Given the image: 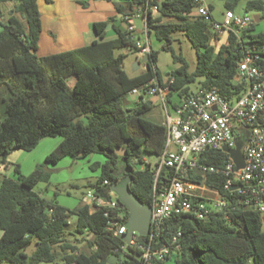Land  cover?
Returning a JSON list of instances; mask_svg holds the SVG:
<instances>
[{
	"label": "trees",
	"instance_id": "1",
	"mask_svg": "<svg viewBox=\"0 0 264 264\" xmlns=\"http://www.w3.org/2000/svg\"><path fill=\"white\" fill-rule=\"evenodd\" d=\"M4 2H12L13 7L6 18L0 19V163L13 151H32L45 137L60 136L62 140L29 174H23L16 165L13 176L0 180V263L42 264L61 259L66 264H109L113 255L120 259L121 253L114 249L123 240L108 228L106 208L91 212L81 200L77 208L68 209L55 198H44L35 186L48 182V165L57 164L66 155L83 158L98 153L106 161L91 166L100 170L96 181L90 183L95 193L101 194L104 180L121 181L126 169L131 191L151 206L158 162L153 167L144 161V154L159 157L164 153L167 126L143 116L151 108L143 94L134 108L126 107V97L156 78L170 94L178 93L180 97L187 96L190 85L201 79V86L230 98L241 91L234 82L239 48L231 35L223 43L217 37L211 39L207 23L195 13L194 0H152V4H158L159 14L148 12V35L163 42L162 49L172 54L178 66L163 79L157 66L159 50L151 47L148 68L129 75L123 67L126 54H117L116 49L130 46L137 52V46L121 16L123 28L112 20L93 24L99 34L112 22L117 32L114 39H104V32L86 46L40 57L43 27L38 0H0ZM144 3L124 0L117 5V13L126 14ZM226 5L235 8V3ZM245 10L257 11L264 18V0H245ZM255 29L252 26L248 36L252 42L264 45V31ZM176 32H182L196 50L197 65L192 71L182 52L177 53L173 47ZM71 77L76 78L74 86L69 83ZM117 148L126 149L127 154L118 155ZM225 156L221 151L208 152L202 160L221 166ZM164 169L159 189L172 174L171 169L166 168L167 173ZM190 179L200 180V176ZM206 182L222 189L225 177L209 174ZM120 205L127 223L128 208ZM73 216L75 222L71 221ZM229 219L218 214L206 220L174 215L159 243L168 242L178 230L182 232L181 257L175 264H264L262 215L237 206ZM78 235L91 236L87 250H78ZM33 241L36 249L28 254L26 250ZM135 255L128 254L125 262L138 263Z\"/></svg>",
	"mask_w": 264,
	"mask_h": 264
},
{
	"label": "built area",
	"instance_id": "2",
	"mask_svg": "<svg viewBox=\"0 0 264 264\" xmlns=\"http://www.w3.org/2000/svg\"><path fill=\"white\" fill-rule=\"evenodd\" d=\"M151 2L145 0L138 9L121 14L136 43L140 60L151 53L147 17L149 11L159 10L158 4ZM194 3L195 13L207 23L212 40L219 39L222 32L234 38L241 53L234 82L241 91L227 98L213 88L200 85L170 108L164 95V92L169 95V89L156 78L130 93L136 98L143 94L144 101L149 100L151 94L161 95L166 111L167 139L165 151L157 161L150 233L144 236L146 240H140L137 236L141 235L134 232L130 243L123 241L114 249L115 253L126 256L136 254L139 262L126 263L118 257L115 264H175L181 257L182 232L178 230L168 242L159 243L168 220L174 215L206 220L218 214L230 220V213L242 206L259 212L264 221V45L252 42L248 36L249 29L256 24L251 11L244 9L238 13L227 9L224 18L218 20L207 0H194ZM136 19L144 20L143 39L136 33ZM244 137H247L245 165L237 169L226 149H235ZM220 151L226 155L221 166L202 160L204 154ZM163 168L171 169L172 174L164 188L159 189ZM209 174L225 177L222 189L207 184ZM190 176H200V180L190 179ZM103 184L105 188L112 183L104 180ZM234 186L238 188L234 189ZM108 195L106 198L94 190L89 191L82 202L90 206L91 212L98 207L106 208L107 226L114 236L120 237L128 232L125 212L121 210L115 192L110 191Z\"/></svg>",
	"mask_w": 264,
	"mask_h": 264
},
{
	"label": "rangeland",
	"instance_id": "3",
	"mask_svg": "<svg viewBox=\"0 0 264 264\" xmlns=\"http://www.w3.org/2000/svg\"><path fill=\"white\" fill-rule=\"evenodd\" d=\"M40 1V12L42 17L44 18L45 25L50 23V21H59L60 25V33H57L58 40L62 43V34L64 38H67L70 40V35L73 32L76 34L78 31L81 32V30L84 28L85 24L88 21H95L97 20H104V21H110L112 20L114 24L117 27L123 28L124 25H122L119 15L117 13V5L121 2H124V0H80L82 3L79 2V0H75L74 6H76V10H78L79 13H76L74 10L66 9L64 6V2L62 0H56L55 7H49L50 5H45L46 0H39ZM209 4L213 7V14L215 18L218 20H222L224 18V12L228 9L226 2L221 0H207ZM245 9V0H238L235 3L234 10L238 13L243 12ZM6 11V14H9V9H4ZM56 13L59 16V19L56 16ZM252 15L254 16V19L256 21V32H262L264 31V18L261 17L260 13L257 11H251ZM158 11L155 12V15H158ZM24 21V20H23ZM93 22H91L92 24ZM110 23L107 24V33L104 36V39H110L112 36H117V32L114 28H110ZM135 24L137 27V35L144 38V20L143 19H136ZM68 26L70 27L69 31H67ZM79 28V29H78ZM92 28V26L90 27ZM47 36L48 38H52L53 40H56L57 36H53L50 32H48ZM98 35V34H97ZM175 41L173 42V47L176 50L177 53L182 52L184 57L187 59V61L190 64V70H194L197 65V53L195 48L192 46L191 42L188 40V38L182 33V32H176L174 34ZM225 34H221V42L224 41ZM49 40V39H48ZM76 40V39H75ZM74 40V41H75ZM214 41V40H213ZM46 43V42H45ZM214 43V42H213ZM150 44L153 49L159 50V57L157 61V66L160 71V74L163 79H166L168 74L173 71L178 64H176L173 61L172 54L168 51H165L162 49L163 42L159 41L155 38L154 35L150 37ZM64 47V46H63ZM116 53H125L124 63L123 67L128 72L129 75H133L134 73H140L145 69V64L141 65V68L134 71L133 66L134 63L139 59L136 52L130 47V46H124L121 48L116 49ZM40 57H43L41 53L38 54ZM200 80L198 79L196 82L192 83L190 85L191 89H197L200 86ZM74 82H76L75 77H71L69 79V83L71 86H74ZM165 97L167 98V103L169 105V108L171 107L170 101L178 100L179 94L178 93H171L169 96H167V92H164ZM149 100L153 103L151 108L145 112L143 115L144 117L151 119L156 122H161L163 120L166 121V111L165 107L162 101V97L160 94H151L148 96ZM136 98V97H134ZM137 102L136 100H133V96L129 94L126 97L125 105L129 108H134L136 106ZM171 110V109H170ZM60 136L56 137H48L40 143V145L31 152H26L22 150H16L11 152L9 155V159L14 160L19 154H22L23 156H30L32 158V167L34 163L37 161L38 164L44 162L45 155L48 154L49 151H52L54 143L59 141ZM53 142V143H52ZM53 144L50 146V148H47V145ZM47 151V152H46ZM42 152V153H41ZM30 154V155H28ZM39 154L42 156L40 157ZM38 156V157H37ZM40 157V158H39ZM144 158L148 161V163H151L153 167H156V163L158 161V157L146 153L144 154ZM106 161V158L102 154L98 153H92L88 155L87 157L83 158H73L70 155L64 157L58 164H49L48 169L51 171V178L48 182H40L35 186V191L38 192L40 195H42L46 199H53L56 198L57 201L63 205L68 207L69 209H74L79 206L82 198L89 192L93 191L92 187L90 186V183L96 181V179L99 177L100 171H95L91 165L95 162H101L104 163ZM37 164V165H38ZM146 166V164L144 165ZM166 173L169 171L168 169H164ZM126 171V169H125ZM157 171V168H156ZM14 170L13 168H9L6 170V176H11L13 174ZM124 173V171H123ZM123 174V178L124 179ZM2 174H0V180L2 179ZM115 198V197H113ZM72 222L76 221V216H73L71 218ZM263 230H264V224H263ZM78 241L76 243V246L78 250H87V239L91 238V236L88 235H78ZM137 239H140L137 236ZM34 245H31L28 249V252H32ZM127 256L125 254H121L120 261L126 260ZM0 264H11L8 262H3ZM42 264H66L61 259H58L54 263H42Z\"/></svg>",
	"mask_w": 264,
	"mask_h": 264
},
{
	"label": "crops",
	"instance_id": "4",
	"mask_svg": "<svg viewBox=\"0 0 264 264\" xmlns=\"http://www.w3.org/2000/svg\"><path fill=\"white\" fill-rule=\"evenodd\" d=\"M75 0H62V2H64V6L66 7V9H71V10H74L76 13H79L78 12V10H76L77 8H76V6H74V5H76V4H74V3H76V2H74ZM40 3V1L38 0V4ZM45 5L47 6V5H50L49 7H55V5H56V0H46L45 1ZM12 7H13V3L12 2H4V3H0V15H1V17H0V19H4V18H6L8 15L6 14V11H4V9H12ZM39 7H40V4H39ZM118 15L119 16H121V14L120 13H118ZM56 16H57V18L59 19V16H58V14L56 13ZM41 18H42V27H43V29H42V32H41V35H40V40H39V49H38V54L39 53H41V55L42 56H48V55H52V54H55V53H59V52H62V51H65V50H69V49H74V48H79V47H83V46H86V45H88V44H90L92 41H94V40H96V39H100L101 37L100 36H98L97 35V33L94 31V29H93V24L95 23V22H100V21H104V20H95V21H88L86 24H85V26H84V28L81 30V32H77L76 34H74L73 32L71 33V35H70V40H68L67 38H64V36H63V34H62V43H64L63 45H61V42L58 40V35H56L57 33H60V25H59V21H57V22H55V21H50V23H48V25L46 24L45 25V23H44V18L42 17V15H41ZM91 22H93L92 24H91ZM112 23V22H111ZM113 24V23H112ZM92 26V28H90ZM255 26H256V24H255ZM1 23H0V30H1ZM113 28V27H112ZM69 29H70V27L68 26V28H67V31L66 32H68L69 31ZM79 29V28H78ZM48 32H50L53 36H57L56 37V40H53L52 38H48L49 36H47V35H49V34H47ZM106 33H107V31H105ZM106 33H105V35H106ZM221 34H225V38H224V41L223 42H225L226 40H227V37H228V35H227V33H225V32H222ZM221 34L219 35V43H223V42H221ZM116 36H112V38H110V39H114ZM49 39V40H48ZM76 39V40H75ZM75 40V41H74ZM106 40H109V39H106ZM46 42V43H45ZM64 46V47H63ZM137 54V53H136ZM138 61H140V60H138ZM136 63V62H135ZM134 63V64H135ZM142 64H144V62H142L141 63V65ZM145 68H146V65L144 66ZM167 79V78H166ZM199 88V87H198ZM197 88V89H198ZM197 89H191V92L192 91H195V90H197ZM169 95H170V93H169ZM168 95V96H169ZM133 96V95H132ZM134 97H136V96H133V100L135 101L136 100V102H138V100H139V98H134ZM180 96H179V99L178 100H173V101H170V103L174 106V105H177L178 104V102L180 101ZM150 101V100H149ZM151 102V101H150ZM150 105L152 106L153 105V103L151 102L150 103ZM161 123H164L165 124V120H163V121H161ZM46 138H48V137H45V138H43V139H41V141L39 142V145H40V143H42V141H44V139H46ZM61 138V137H60ZM61 140H62V138L61 139H59V141L57 140V142H55L54 143V146L56 145H58L60 142H61ZM53 143V142H52ZM49 144V145H47V148H50V146H52L53 144ZM39 145H37V147L39 146ZM55 146V147H56ZM37 147L35 148V149H37ZM54 147V148H55ZM53 148V149H54ZM35 149H33L32 151H34ZM53 149H51V150H53ZM31 152V151H30ZM47 152V151H46ZM51 151H49L48 152V154L50 153ZM32 153V152H31ZM42 153V152H41ZM11 154V153H10ZM9 154V155H10ZM47 154V155H48ZM8 155V157L6 158V161L5 162H3V163H0V174H2V176H6V170L7 169H9V168H13V170H14V168H15V166L16 165H19V167H20V170H21V172L23 173V174H25V175H27V174H29L30 172H32L34 169H35V167L37 166V164H38V162H40V161H37L36 163H34V165H33V167H32V158L30 157V156H23L22 154H19L14 160H11V159H9V156ZM28 155H30V154H28ZM47 155H45V157L47 156ZM39 156L41 157L42 155L41 154H39ZM66 156H68V155H66ZM65 156V157H66ZM38 157V156H37ZM39 157V158H40ZM64 158V157H63ZM62 158V159H63ZM61 159V160H62ZM60 160V161H61ZM59 161V162H60ZM144 161L145 162H148L145 158H144ZM58 162V163H59ZM57 163V164H58ZM94 164V163H93ZM92 164V165H93ZM91 165V166H92ZM95 171H100V170H95ZM14 175V172H13V174L11 175V176H13ZM56 199V198H55ZM56 201H57V199H56ZM57 203L59 204V205H61L58 201H57ZM63 206V205H62ZM64 207H66V206H64ZM66 208H68V207H66ZM77 208V207H76ZM69 209V208H68ZM75 209V208H74ZM2 234H3V230L0 228V238H1V236H2ZM71 240H73V238H71ZM31 245H34V247H33V249H32V252H28V249L30 248V246ZM28 248H27V250H26V252L28 253V254H32L33 252H34V250L36 249V244H35V241H33V243L31 244ZM12 264V263H11Z\"/></svg>",
	"mask_w": 264,
	"mask_h": 264
},
{
	"label": "water",
	"instance_id": "5",
	"mask_svg": "<svg viewBox=\"0 0 264 264\" xmlns=\"http://www.w3.org/2000/svg\"><path fill=\"white\" fill-rule=\"evenodd\" d=\"M229 3H236L238 0H221ZM110 28L113 27V24L110 23ZM107 26L103 31H101L98 36H102L103 33L107 30ZM146 63V68H148V56L144 55L142 60L136 61L133 66L134 71L141 68V63ZM151 102H149L150 104ZM247 137L242 138L238 141L237 147L235 149H226L234 159L237 169H241L245 165V157H244V148L246 145ZM116 152L120 156H125L127 154L126 149L117 148ZM142 166L138 164V169H141ZM130 181L131 177L126 176L123 180L119 182L112 183L110 186L105 187L101 191V195L109 198V192L114 191L117 195L118 200L124 204L129 211V219L127 221L128 232L121 235L120 238L130 243L133 239L134 232L138 233L141 236H147L151 230V214L152 207L150 205L144 204L138 197L133 193L130 189ZM234 189L238 188V186H234ZM117 255H113L108 259L109 264H115L117 260Z\"/></svg>",
	"mask_w": 264,
	"mask_h": 264
},
{
	"label": "flooded vegetation",
	"instance_id": "6",
	"mask_svg": "<svg viewBox=\"0 0 264 264\" xmlns=\"http://www.w3.org/2000/svg\"><path fill=\"white\" fill-rule=\"evenodd\" d=\"M123 174H125V175H124V178H125L126 176H128V175H127V171H124Z\"/></svg>",
	"mask_w": 264,
	"mask_h": 264
}]
</instances>
